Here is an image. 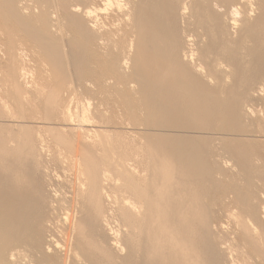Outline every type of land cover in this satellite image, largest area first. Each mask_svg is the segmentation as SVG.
Segmentation results:
<instances>
[{
    "label": "bare ground",
    "instance_id": "bare-ground-1",
    "mask_svg": "<svg viewBox=\"0 0 264 264\" xmlns=\"http://www.w3.org/2000/svg\"><path fill=\"white\" fill-rule=\"evenodd\" d=\"M0 56V264H264V0H0Z\"/></svg>",
    "mask_w": 264,
    "mask_h": 264
},
{
    "label": "rangeland",
    "instance_id": "rangeland-1",
    "mask_svg": "<svg viewBox=\"0 0 264 264\" xmlns=\"http://www.w3.org/2000/svg\"><path fill=\"white\" fill-rule=\"evenodd\" d=\"M0 59H2V57L0 56ZM3 62H4V60L2 59L1 61H0V64L1 65H3ZM0 65V66H1ZM257 105V104H256ZM251 109H252V111L254 112V113H259L260 111H261V108H260V106H251ZM125 131H129V129L128 130H125ZM48 138V137H47ZM49 140V141H48ZM48 140H46V147H47V149H48V151H49V153L47 154V155H50L51 156V153H50V150H51V147H52V145H51V141H50V139L48 138ZM61 165L62 164H59V163H55L54 164V166H52L51 164H49L48 165V167H49V171H50V175L51 176H53V178L55 179V184H58V185H61L60 186V191H61V193H63V194H65L66 192H65V190L66 189H68V183H67V176H66V171L63 169V167H61ZM64 172H63V171ZM58 177V178H57ZM57 179V180H56ZM66 185V186H65ZM62 186H64V190H63V187ZM223 223L226 225V227H229L228 226V223H227V220L226 219H224L223 220Z\"/></svg>",
    "mask_w": 264,
    "mask_h": 264
}]
</instances>
